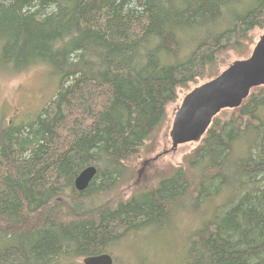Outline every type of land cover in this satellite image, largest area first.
<instances>
[{"label": "trees", "instance_id": "1", "mask_svg": "<svg viewBox=\"0 0 264 264\" xmlns=\"http://www.w3.org/2000/svg\"><path fill=\"white\" fill-rule=\"evenodd\" d=\"M263 30L264 0H0V69L46 65L60 79L32 123L0 120V264H120L113 244L190 200L183 264H264V86L216 116L176 170L132 185L180 92Z\"/></svg>", "mask_w": 264, "mask_h": 264}, {"label": "rangeland", "instance_id": "2", "mask_svg": "<svg viewBox=\"0 0 264 264\" xmlns=\"http://www.w3.org/2000/svg\"><path fill=\"white\" fill-rule=\"evenodd\" d=\"M263 33L264 30L256 34L253 45L244 55H231L223 59L217 74L233 62L248 58ZM207 81L210 80L202 81L186 92H180L178 102L168 108L167 118L158 134L155 147L138 157V177L134 178L132 185L137 180V186H144L149 181L166 177L182 164L186 154L199 145L185 144L171 152L172 142L169 134L175 113L184 97ZM59 87V77L46 65H39L21 73H11L9 68L0 69V120L14 126L32 123L52 102ZM178 206L187 214L173 209L172 218L162 227H151L138 234H130L113 244L111 249L116 261L120 264H183L196 224L188 218V210L194 206L193 201H182ZM200 216L201 221L206 219V215Z\"/></svg>", "mask_w": 264, "mask_h": 264}, {"label": "water", "instance_id": "3", "mask_svg": "<svg viewBox=\"0 0 264 264\" xmlns=\"http://www.w3.org/2000/svg\"><path fill=\"white\" fill-rule=\"evenodd\" d=\"M264 86V33L251 55L233 62L217 77L191 90L177 109L170 138L171 152L179 146L200 143L214 118L227 109H237L253 89ZM97 169H84L75 180V187L84 192L96 176ZM83 264H114L109 254L87 257Z\"/></svg>", "mask_w": 264, "mask_h": 264}]
</instances>
